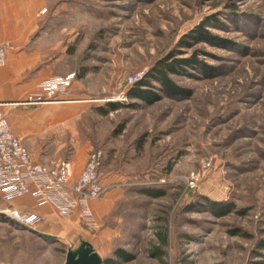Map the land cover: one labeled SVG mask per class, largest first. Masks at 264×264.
Segmentation results:
<instances>
[{"label": "rangeland", "instance_id": "obj_1", "mask_svg": "<svg viewBox=\"0 0 264 264\" xmlns=\"http://www.w3.org/2000/svg\"><path fill=\"white\" fill-rule=\"evenodd\" d=\"M46 1L35 35L57 40L68 84L38 103L78 107L64 137L103 150L109 187L93 227L47 213L55 239L0 219V264H63L78 235L119 264L263 262L264 0ZM201 22L217 38L181 44ZM171 51L211 71L171 74L188 96L128 98ZM109 101L122 106L101 115Z\"/></svg>", "mask_w": 264, "mask_h": 264}, {"label": "crops", "instance_id": "obj_2", "mask_svg": "<svg viewBox=\"0 0 264 264\" xmlns=\"http://www.w3.org/2000/svg\"><path fill=\"white\" fill-rule=\"evenodd\" d=\"M42 10H47L46 0H0V44L8 46L6 64L0 66V102L5 104L2 109L12 132L27 147L33 161L52 164L58 159L69 160L72 184L80 175L88 153V149L77 145L75 136L71 141L73 147H68L69 140L64 137L66 130L76 134L66 123L80 117L78 107L62 103L19 104L29 96H45L43 84L60 77L57 40L35 35L42 27ZM58 94L61 98V93ZM0 202V208L12 205L23 212L40 214L43 220L37 228L39 232L44 223H49L47 213L58 216L52 205L38 206L30 195L9 203L0 198ZM89 204L93 212L97 204L93 200ZM64 219L79 220L76 214Z\"/></svg>", "mask_w": 264, "mask_h": 264}, {"label": "built area", "instance_id": "obj_3", "mask_svg": "<svg viewBox=\"0 0 264 264\" xmlns=\"http://www.w3.org/2000/svg\"><path fill=\"white\" fill-rule=\"evenodd\" d=\"M8 46L0 44V66L6 64ZM137 76L134 82L142 78ZM68 84V78L53 77L43 84L46 96L61 92ZM41 97L29 96L19 104H36ZM0 102V198L11 200L30 195L38 206L52 205L61 217L76 214L88 226H95L89 201L96 200L106 193L109 185L104 182L102 173L103 150H92L80 175L70 184L72 168L69 160L58 159L52 164L35 162L20 139L12 132L8 118ZM0 213L14 223L37 229L42 222L40 214L34 211H21L14 206L0 208Z\"/></svg>", "mask_w": 264, "mask_h": 264}, {"label": "trees", "instance_id": "obj_4", "mask_svg": "<svg viewBox=\"0 0 264 264\" xmlns=\"http://www.w3.org/2000/svg\"><path fill=\"white\" fill-rule=\"evenodd\" d=\"M203 24H204L203 22L197 24L196 27H194V29H192L190 32L186 33L182 38H180L179 41L181 42V44L193 45L194 43L203 40L207 42L215 40L217 37L212 35L209 31H207L205 25ZM224 41L227 42V40ZM185 66H189V67L200 66V68L206 70L207 72L211 71V67H207L204 63L199 61L197 59V55H194L193 57L190 58H183V57L178 58L177 53L171 51L167 53L164 58L155 61L151 65L150 69L145 74V76L133 82L131 87L127 90L125 94L130 99H137V100L140 99L148 104H151L156 100H159L161 95L165 97L188 96L189 94L188 90L183 86H179L178 84H176L175 81L171 78V74L180 75V73L186 72L184 70ZM85 74L86 72L84 71L82 72L81 75H85ZM153 82H155L156 85H154ZM131 105L136 106L137 104L133 103ZM121 106L122 104L109 101L105 106L100 105L95 108L101 115H106L109 113V111L116 110ZM152 195L155 196L158 194L155 193ZM217 208H221V207H217ZM230 209H231L230 207L228 208L226 207L225 209H223L222 212L227 213L228 211H230ZM0 219L9 222L12 221L4 217L2 214L0 215ZM260 246L264 247V243L261 244ZM116 253L121 259H126V256H124V253L122 251L117 250ZM103 264H119V263L114 259L112 260L107 258L104 259ZM260 264H264V261L260 262Z\"/></svg>", "mask_w": 264, "mask_h": 264}, {"label": "water", "instance_id": "obj_5", "mask_svg": "<svg viewBox=\"0 0 264 264\" xmlns=\"http://www.w3.org/2000/svg\"><path fill=\"white\" fill-rule=\"evenodd\" d=\"M33 232L41 233L53 239L56 235L39 232L37 229L27 228ZM76 243L71 241V246L66 252L63 264H103L100 252L96 250L91 241L84 239L82 236H76Z\"/></svg>", "mask_w": 264, "mask_h": 264}]
</instances>
